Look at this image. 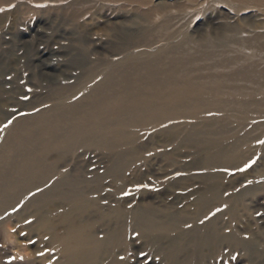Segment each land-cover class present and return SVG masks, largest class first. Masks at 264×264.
Here are the masks:
<instances>
[{
  "label": "bare ground",
  "instance_id": "obj_1",
  "mask_svg": "<svg viewBox=\"0 0 264 264\" xmlns=\"http://www.w3.org/2000/svg\"><path fill=\"white\" fill-rule=\"evenodd\" d=\"M186 1L174 45L143 53L146 36L173 28L155 0H0L17 66L32 60L24 12L36 33L70 28L83 46L67 62L38 50L35 99L0 109V264H203L237 251L240 212L264 194V0ZM219 7L237 24L188 34L186 16ZM101 9L133 13L146 36L121 28V48L95 60L85 34ZM4 79L1 108L17 98Z\"/></svg>",
  "mask_w": 264,
  "mask_h": 264
},
{
  "label": "rangeland",
  "instance_id": "obj_2",
  "mask_svg": "<svg viewBox=\"0 0 264 264\" xmlns=\"http://www.w3.org/2000/svg\"><path fill=\"white\" fill-rule=\"evenodd\" d=\"M155 2L156 4L162 3L163 5L161 9L164 12L168 13V15H171V17L173 18V28L170 30H164V35L162 38H159L161 37L160 32L147 38L146 32L149 30L147 24L141 22L139 19H135L133 13H118L117 11L101 9L99 15H97L96 20H94L89 26L87 30L88 34H85L86 37L88 36V40L91 41L90 46H88L87 53L92 54L95 60L111 59V53L114 50H117L120 45L124 43V41L121 39V35H118L116 38H111V35L118 32L121 28H125L126 31L130 32V38L132 39L137 38V33L138 35H140V33H144L142 36L143 38L146 36V38L144 39L155 41V45L152 47L144 46L141 49L143 53L151 52L157 49V44L174 45V40L168 41V36L179 30L180 26L177 22H175V19L180 18V15L183 14L184 8H188L187 1L155 0ZM206 3V0L202 1V6ZM175 6L181 9L180 13H178L177 10L174 9ZM24 11L26 10L22 9V12ZM25 15L27 18L25 17ZM28 15L29 13L27 12H24V14L22 15L23 17H25L23 19H28L26 23L29 26L23 28V31H25L26 34H21L20 36L22 38V41L25 42V44L29 45V47L27 48L28 53H25V58L27 60L32 58V60H29V66L26 68L17 66L20 54V52L15 51L17 50L16 48L19 45L18 41L16 40L17 30H15L16 32L14 30L8 32L6 24L0 23V42H9V44L0 45V73L2 75H7L5 78L7 80H5L3 77H0V80L4 79L5 81H8L9 84L7 85V88L11 89L12 94L19 98H15L13 102L2 108L0 107L3 113H14L20 110L23 105L35 99L34 95H36V93L38 92L37 86L40 82L39 74L41 65L38 62L39 58L33 57L36 56V53L38 54L40 52H37L38 50H55L57 56L61 59V61L64 62H67L69 60L66 57L68 54H77L82 52L81 48L83 46L80 47L77 43H74V39L70 36V28H66V33L64 32L65 30H58L57 33L54 34L49 33L48 30H43L36 33V28L34 27L37 21V17L31 14L29 16ZM233 15L234 14L230 13L228 11V8L225 7H219L215 10H208L203 18L191 19L192 17L188 15L186 16L188 18L185 19V23L191 22V24L187 32L191 36H196L197 30L201 32H203L204 29H212L217 31L223 29L224 26H226L225 23L227 22L237 24L239 19L237 20V17H234ZM252 15L253 12L245 11L240 15V17H246L250 19ZM32 16L34 17L33 19ZM11 19L13 20V18ZM127 19L136 21V25L129 23ZM31 26L32 28L30 29ZM3 34L8 36L4 38ZM78 37L79 36L76 35L74 38L76 39ZM115 46L118 47L115 49ZM82 50L85 51L84 49ZM49 75H56V70L54 69V71H52V73ZM140 133L142 135L144 131ZM189 153H192V151H184L182 155L186 156ZM175 159L177 164L193 162L190 156L188 158L176 157ZM192 172L195 173V171ZM255 199L256 201L251 205L250 210L247 209L240 212V220L244 221V223L241 224L239 221L237 222V230H239L240 232V234L237 236V251L235 253H230L222 258L210 260L203 264H264V194L255 197ZM10 228L12 232L16 233L15 236L18 238V242L21 244L25 243V231L20 232V225L14 222L10 225ZM15 230L18 231L16 232ZM4 237L5 236L3 235V238ZM140 243H142V241ZM250 248L254 249V252H249L248 250ZM29 254H31L30 250Z\"/></svg>",
  "mask_w": 264,
  "mask_h": 264
},
{
  "label": "snow or ice",
  "instance_id": "obj_3",
  "mask_svg": "<svg viewBox=\"0 0 264 264\" xmlns=\"http://www.w3.org/2000/svg\"><path fill=\"white\" fill-rule=\"evenodd\" d=\"M38 7H40L41 5H37ZM42 255V254H41Z\"/></svg>",
  "mask_w": 264,
  "mask_h": 264
}]
</instances>
